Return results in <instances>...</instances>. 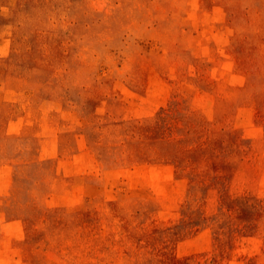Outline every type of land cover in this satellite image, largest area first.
<instances>
[{
  "label": "rangeland",
  "instance_id": "1",
  "mask_svg": "<svg viewBox=\"0 0 264 264\" xmlns=\"http://www.w3.org/2000/svg\"><path fill=\"white\" fill-rule=\"evenodd\" d=\"M0 264H264V0H0Z\"/></svg>",
  "mask_w": 264,
  "mask_h": 264
}]
</instances>
